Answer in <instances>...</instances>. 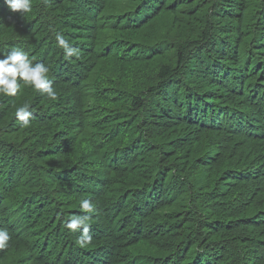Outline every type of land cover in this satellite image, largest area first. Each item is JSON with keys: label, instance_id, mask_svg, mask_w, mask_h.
I'll return each instance as SVG.
<instances>
[{"label": "trees", "instance_id": "1", "mask_svg": "<svg viewBox=\"0 0 264 264\" xmlns=\"http://www.w3.org/2000/svg\"><path fill=\"white\" fill-rule=\"evenodd\" d=\"M33 9L0 0V59L48 66L58 98L0 96V264H264V0Z\"/></svg>", "mask_w": 264, "mask_h": 264}, {"label": "clouds", "instance_id": "2", "mask_svg": "<svg viewBox=\"0 0 264 264\" xmlns=\"http://www.w3.org/2000/svg\"><path fill=\"white\" fill-rule=\"evenodd\" d=\"M3 2L11 13L19 14L22 18L34 10L33 0H3ZM56 41L58 47L63 50L66 59L74 56L78 58V50L70 44L64 35L58 33ZM2 56L3 58L0 59V96L17 97L22 87L27 85L37 92L45 94L50 100H57V91L53 87L52 80L49 79L50 69L48 66L43 63H33L29 55L19 48ZM29 107L28 104H24L16 108L15 112L18 122L25 128L30 125L33 115ZM80 208L88 215L71 217L65 223V227L72 232L83 227V234L76 239L75 243L80 248H86L92 243V237L88 235V223L96 208L90 199L81 200ZM11 239L7 230L0 229V250L9 247Z\"/></svg>", "mask_w": 264, "mask_h": 264}]
</instances>
